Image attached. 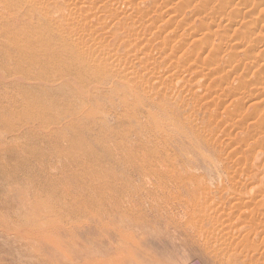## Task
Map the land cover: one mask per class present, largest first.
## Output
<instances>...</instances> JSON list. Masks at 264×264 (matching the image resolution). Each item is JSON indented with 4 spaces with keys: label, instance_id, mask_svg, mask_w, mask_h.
Instances as JSON below:
<instances>
[{
    "label": "rangeland",
    "instance_id": "rangeland-1",
    "mask_svg": "<svg viewBox=\"0 0 264 264\" xmlns=\"http://www.w3.org/2000/svg\"><path fill=\"white\" fill-rule=\"evenodd\" d=\"M52 1V21L35 10L32 20L71 23ZM60 1L105 31L98 48L121 59L112 54L93 77L87 56L43 53L36 64L0 37V264H264V0ZM6 28L20 31L16 40L39 36ZM51 30L59 50L83 38ZM151 157L170 172L162 180L144 176ZM158 183L171 210L149 204ZM203 184L220 191L215 216L238 222L240 256L203 239L226 230L195 223Z\"/></svg>",
    "mask_w": 264,
    "mask_h": 264
},
{
    "label": "bare ground",
    "instance_id": "bare-ground-1",
    "mask_svg": "<svg viewBox=\"0 0 264 264\" xmlns=\"http://www.w3.org/2000/svg\"><path fill=\"white\" fill-rule=\"evenodd\" d=\"M52 1V0H51ZM50 1V2H51ZM60 1V0H59ZM59 1H55V7H53L54 9H56V11L58 12V13H60V14H62L63 16H64V19L68 16L69 17V19H72V22L70 23V22H67V23H64V21H59V22H57V20H56V22H52V23H56V25H54V27H53V25H49L50 26V28L48 27L47 29H45V23L43 24V22L42 21H33L32 20V17H33V15H32V12H34V10L35 11H38V13H39V15H40V17L41 16H44L45 18H48L50 21H52V18H51V16H50V13L52 12V9H51V5H50V2L49 3H47L46 1H44V0H0V7L2 6V7H4V9H7L8 10V12H9V14H8V16H9V19L8 20H6V18L8 17H2L3 16V13H2V11H0V37L2 36V35H4V37L6 38V42L9 44V46H11L13 49H19V50H21V51H23L26 55H28L29 57H31L32 58V60H33V62L34 63H36V64H40L41 62H42V58H41V54H43V53H45V55H46V57L49 59V61H51L52 59H55L56 57L57 58H62V57H64V56H73V60H82V56H83V58H84V56H87L86 58V61H82V62H84L83 64H82V69H83V71H85V72H87L90 76H93V77H96L98 74L100 75V73H102V72H100L101 71V67H107V66H111V62L113 61V59L111 60V55L115 52H113L112 54L110 53V52H105V51H102V49H100V48H98L99 46L100 47H102V46H104V39H105V31L104 32H101V30H99V28L98 29H96V28H92V26L91 27H89L90 25H87L86 24V22H87V17L85 16V15H81V14H78L77 12V14H73L72 13V10L69 12V15H67V13H65V11H62L63 9L60 7V8H58V2ZM72 2H73V0H71ZM79 1V0H78ZM104 1V0H103ZM107 1V0H106ZM111 1H113V0H111ZM115 1H118V0H115ZM122 1V0H121ZM125 1V0H124ZM52 2H54V1H52ZM61 2V1H60ZM75 2V1H74ZM80 2V1H79ZM78 3V2H77ZM110 3V2H109ZM112 3H115V2H112ZM116 3H119V1L118 2H116ZM54 4V3H53ZM63 4V3H62ZM65 4V3H64ZM111 4V3H110ZM68 5V4H67ZM74 5H76V4H74ZM17 6H20V8L19 7H17ZM77 6V5H76ZM69 7V6H68ZM73 8V7H72ZM2 9V8H1ZM0 9V10H1ZM65 9V8H64ZM70 10V9H69ZM68 10V11H69ZM79 11H81V10H79ZM56 12V13H57ZM67 12V11H66ZM20 13V14H19ZM19 15H22V16H19ZM56 16H58V14H56ZM55 16V17H56ZM66 16V17H65ZM35 18V17H34ZM40 19V18H39ZM44 19V18H43ZM68 19V18H67ZM55 20V19H54ZM8 23H13L15 26H17V27H20V28H26L27 29V33H32V31H35L39 36L38 37H36V38H31V36H27V38L25 39V40H16L17 38H18V32H20L19 30H17V29H12V28H6V25L8 24ZM47 23H49L48 21H47ZM51 22L49 23V24H52ZM95 26V25H94ZM105 27V26H104ZM51 28H54L55 30H56V32H57V34L60 36L61 34L63 35V36H66V35H69V36H73V35H77V34H80V33H82V36H83V40L81 39V37H80V42H78L77 44H76V46H74V43H73V46H74V48H72V47H70V46H67V42H66V40L65 39H63L62 41H60V44H64V45H62L60 48H61V50H59V46H55L54 44H51V43H48V41H49V39L51 38V36H50V38L48 37V35L46 34V32H49V34L51 33V34H56L55 32H53L52 30H51ZM103 31V30H102ZM105 33V34H104ZM61 35V37H63ZM85 36H88V37H85ZM58 37V36H57ZM4 38V39H5ZM64 38V37H63ZM68 39V38H67ZM107 39V38H106ZM55 40V39H54ZM5 41V40H4ZM72 41V40H71ZM73 41H74V38H73ZM69 43V42H68ZM69 45V44H68ZM105 47V46H104ZM95 49L96 50H98V54L97 55H94L93 54V51H95ZM105 49V48H104ZM108 49H109V46H108ZM111 50V49H110ZM107 51H109V50H107ZM111 51H113V49L111 50ZM97 53V52H96ZM117 55H118V53H117ZM134 55V54H133ZM113 56H114V54H113ZM118 57V56H117ZM114 61H115V63L117 62V61H120V60H118V59H121L120 57L119 58H116L115 56H114ZM136 58V57H135ZM146 58V57H145ZM85 59V58H84ZM83 59V60H84ZM130 59V58H129ZM137 59V58H136ZM126 60V59H125ZM124 60V61H125ZM72 61V60H71ZM110 62L108 65H107V62ZM122 61V60H121ZM126 61H128V59L126 60ZM130 61H131V59H130ZM129 61V63H132V61L130 62ZM139 61V60H138ZM146 61H147V59H146ZM140 62V61H139ZM145 62V61H144ZM115 63L113 62L112 64H114L113 66H115ZM120 63V62H119ZM118 63V64H119ZM122 63V62H121ZM146 63V62H145ZM134 64V63H133ZM132 64V65H133ZM143 64V63H142ZM147 65H148V63H146ZM122 65L124 66L125 64H123L122 63ZM130 65V64H129ZM147 65L145 66V65H143V66H145V67H147ZM41 66V65H40ZM72 66V65H71ZM116 66H118V65H116ZM115 66V67H116ZM122 66V67H123ZM126 66H128V64L126 65ZM125 66V67H126ZM140 66H142V65H140ZM142 66V67H143ZM150 66V65H149ZM67 67H69L68 65L67 66H65L64 67V69H63V71H65L66 69H67ZM112 67V66H111ZM118 67H120V66H118ZM121 67V68H122ZM124 67V68H125ZM132 67L133 66H131V69H132ZM144 67V68H145ZM117 68V67H116ZM121 68H120V70H121ZM127 68V67H126ZM126 68H125V70H126ZM148 68V67H147ZM107 69H108V67H107ZM110 69H114L115 70V68H110ZM117 69H119V68H117ZM116 69V70H117ZM123 69V68H122ZM130 69V70H131ZM134 69V68H133ZM143 69V68H142ZM48 69H46L45 67H44V71L46 72ZM79 70H81V69H79ZM113 70V71H114ZM116 70H115V72H116ZM124 70V71H125ZM127 70H129L128 68H127ZM127 70L125 71L126 73H127ZM148 70V69H147ZM106 71V70H105ZM105 71H104V73H105ZM110 71H112V70H110ZM132 71H134V73L136 74L137 72H135V69L134 70H132ZM100 72V73H99ZM125 72H124V74H125ZM150 72H152V71H150ZM39 73H41V72H39ZM108 73V72H107ZM117 73H118V70H117ZM116 73V74H117ZM121 73V72H120ZM130 73V72H129ZM149 72H147V74H148ZM156 73H157V71H156ZM119 74V73H118ZM130 74H133V72H131ZM140 74V73H139ZM161 74V73H160ZM98 75V76H99ZM104 75V74H103ZM106 75V74H105ZM126 75H128V74H126ZM137 75V74H136ZM142 75V74H141ZM154 75H155V72H154ZM154 75H153V77H154ZM157 75V74H156ZM155 75V76H156ZM116 76V75H115ZM133 76V75H132ZM138 76V75H137ZM121 77H122V75H121ZM141 77V76H140ZM143 77V76H142ZM157 77V76H156ZM155 77V78H156ZM102 78V77H101ZM134 78V77H133ZM132 78V79H133ZM88 79H89V77H88ZM119 79V78H118ZM121 79V78H120ZM123 79V78H122ZM131 79V80H132ZM135 79V78H134ZM134 79H133V81L132 82H134ZM151 79V78H150ZM160 79H162V77L160 78ZM158 80V81H161V80ZM4 80V79H3ZM19 79H16V81H18ZM119 81V80H118ZM121 81V80H120ZM126 81H128V83H130L129 82V80H128V78H127V80ZM135 81H136V79H135ZM139 81V80H138ZM4 82V81H3ZM41 82H42V80H41ZM157 82V81H156ZM162 82V81H161ZM161 82H159V83H161ZM164 82V81H163ZM165 82H168V81H165ZM9 83V82H8ZM15 83H18V82H15ZM20 83V82H19ZM135 84V83H134ZM162 84V83H161ZM67 85V84H66ZM133 85V84H132ZM22 87H24L23 85H22ZM42 87V86H41ZM45 87H47V86H45ZM145 87V86H144ZM48 88H51L52 89V87H48ZM117 90V89H116ZM118 90H119V88H118ZM117 90V91H118ZM143 90H144V88H143ZM147 90V89H146ZM145 90V94L147 93V91ZM19 91H21V89L19 88ZM125 91V90H124ZM129 91V90H128ZM161 91V90H160ZM132 92V91H131ZM135 92H136V90H135ZM130 93V92H129ZM156 93H158L157 91H156ZM163 93V92H162ZM148 94V93H147ZM155 94V93H154ZM137 95V94H136ZM136 95L134 94V96L136 97ZM149 95V94H148ZM150 95H152L153 96V94H151V92H150ZM158 95V94H157ZM161 95H163V94H161ZM123 96V95H122ZM127 96H129V95H127ZM164 96V95H163ZM151 97V96H150ZM155 97V96H154ZM131 98H133V97H131ZM135 99V98H134ZM133 100V99H132ZM135 100H137V99H135ZM142 100V99H141ZM158 100V99H157ZM128 102V101H127ZM138 102H139V100H138ZM137 102V103H138ZM154 102V101H153ZM130 103V102H129ZM142 103V102H141ZM133 104V103H132ZM161 104H163V103H161ZM46 105V104H45ZM45 105H43V107L44 108H46L45 107ZM48 105V104H47ZM55 105V104H54ZM53 105V106H54ZM134 105V104H133ZM49 106V105H48ZM50 106H51V104H50ZM56 106V105H55ZM164 106V105H163ZM52 107V106H51ZM137 108V107H136ZM40 109H42V108H40ZM44 110H46V109H44ZM147 110V109H146ZM168 110V109H167ZM169 116H170V114H169ZM173 120V119H172ZM123 121V120H122ZM154 122H156L155 121V118H154ZM157 124V123H156ZM153 128V127H152ZM152 128H150V126H149V129L151 130ZM162 128H163V126H162ZM159 129V128H158ZM149 130V131H150ZM166 131V130H165ZM46 132V131H45ZM157 133V132H156ZM160 134H162V133H160ZM157 136H159V135H157ZM164 136V135H163ZM157 138V137H156ZM163 138V137H162ZM158 141V140H157ZM161 141V140H160ZM152 144V143H151ZM145 146H146V144H145ZM156 152V151H155ZM163 153V152H162ZM161 154V153H160ZM163 157V156H162ZM163 159V158H162ZM1 160V159H0ZM144 161V160H143ZM165 162L164 161H162V160H160V158L158 157L157 159H152V157H151V159H148V166L150 165V164H156V168L155 169H152L151 171H150V173H149V171H146L145 170V173H144V176L146 177V176H150V175H153V174H155L156 175V177L157 178H160L161 180H162V176H164V174H167L168 173V175H169V173L170 172H168V171H166V170H168V169H165L164 167H165V164H164ZM146 168V167H145ZM169 168V167H168ZM176 168V167H175ZM174 168V169H175ZM148 170H149V168H148ZM170 171V170H169ZM173 172V171H172ZM177 173V172H176ZM175 173V174H176ZM141 174V173H140ZM172 174V173H171ZM174 174V173H173ZM181 174V173H180ZM179 175V174H178ZM183 175V174H182ZM177 176V175H176ZM181 176V175H180ZM155 177V176H154ZM178 177V176H177ZM171 178H172V176H171ZM143 179H144V177H143ZM177 179H179L180 180V178H177ZM145 180V179H144ZM155 180V179H154ZM180 182V181H179ZM192 182V181H191ZM186 183V182H185ZM176 184V183H175ZM153 185V184H152ZM187 185H189V184H187ZM186 185V186H187ZM237 185V184H236ZM178 186H179V184H178ZM204 186V184L203 185H200V186H198V188H197V190H196V192H195V194H194V196H196V200H198V201H196V203L197 204H190V205H193V206H196L197 207V205H198V207L200 208V210H198V213H200L201 212V217L200 218H198L197 220H195V221H197V222H195V221H193V220H191L189 217H188V219L186 220L187 222H189V223H191V222H195V223H199V222H204V220H207V219H211L212 221H214L215 223H214V225L215 224H217L218 226H221L220 227V229H226L224 232H219V231H216L215 233H214V235L213 236H211V237H206V238H203V239H207V238H209V240L210 239H213V241L214 242H219V243H221V244H224V246L225 245H229L230 246V249L232 248V246L234 247V249L236 250V248L239 246L238 245V240L237 239H235V231L233 232L232 231V228H233V226H238L239 224H236V223H238V222H231L230 220V218L228 217V218H226V220H229L230 222H228V221H225L224 219H222V217H221V215H218V216H215L216 215V212L219 210V208L218 207H215L214 206V202L213 201H215L216 200V198H215V196L217 195V192H220L219 191V189L217 188V190H216V192H215V190H213V188H212V186H205V187H203ZM183 187H185V186H183ZM158 188H159V190L157 191L158 192V196L156 197V199H155V197L153 198V197H151V195H150V192H152V191H148V193H146L147 194V196H148V198L149 197H151L152 198V201H150V205L153 207V208H156L157 207V209H159V211H161L162 209H164L165 208V206L164 205H166V207H168L170 210H171V208H170V203H169V201L165 198L166 196H165V193H164V190L162 189H160L161 188V184L160 183H158ZM181 188V187H180ZM194 188V187H193ZM192 188V189H193ZM165 189V188H164ZM185 189H187L188 190V192L190 193V194H192V190L191 189H188V188H186L185 187ZM253 189V188H252ZM252 189L250 190L251 192L250 193H253V191H252ZM226 190V189H225ZM169 191H171V190H169ZM230 191V190H229ZM167 192V191H166ZM232 192V191H231ZM255 192V191H254ZM162 193H163V195H162ZM169 193V192H168ZM234 192H232V194H233ZM231 194V193H230ZM235 194V193H234ZM64 195V194H63ZM153 195V194H152ZM169 195H170V199H177V197L178 196H176L175 194H172V192H170L169 193ZM232 196V195H231ZM233 197V196H232ZM232 197H231V199L230 200H234V199H232ZM240 197H242V196H240ZM148 198H146L147 199V201H148ZM234 198V197H233ZM251 198V197H250ZM193 199H195V198H193ZM199 199H202L203 201H199ZM237 199H238V197H237ZM240 199V198H239ZM238 199V200H239ZM237 200V201H238ZM260 200V199H259ZM190 201V200H189ZM194 201V200H193ZM192 202V201H191ZM243 202L244 201H242L241 200V203L243 204ZM248 202V201H247ZM249 202H250V200H249ZM256 202V201H255ZM161 203H164V205L163 206H161ZM174 203V202H173ZM187 203H188V201H187ZM194 203V202H193ZM206 203H207V205H206ZM254 203V202H253ZM175 204H176V202H175ZM234 204V203H233ZM232 204V205H233ZM236 204H238V202L236 203ZM236 204H235V206H236ZM240 204V203H239ZM241 204V205H242ZM244 204H246V203H244ZM249 204H251V203H247V206L248 207H250L249 206ZM234 206V205H233ZM243 206V205H242ZM246 206V207H247ZM150 207V206H149ZM237 207V206H236ZM240 207V206H239ZM238 207V208H239ZM210 208H211V210H210ZM241 208V210H242V207H240ZM251 208V207H250ZM253 208V207H252ZM150 210H151V208H150ZM173 210V209H172ZM248 210H250V209H248ZM247 210V211H248ZM253 210H255V209H253ZM165 211H167V210H165ZM164 211V212H165ZM207 211L208 212H210V211H213V212H211V213H213V214H209V213H207ZM246 210L244 209V212H245ZM186 212V211H185ZM225 212V211H224ZM251 212V211H250ZM153 213V212H152ZM159 213V212H158ZM161 213V212H160ZM159 213V214H160ZM166 214H167V212H165ZM197 212L195 211V214H196ZM240 213L241 214H243L241 211H240ZM255 213V212H254ZM254 213H253V215H254ZM186 214L188 215V213L186 212ZM198 215V214H197ZM203 216V217H202ZM155 217V216H154ZM165 217V216H164ZM167 217V216H166ZM172 218V216H170L169 215V221H173L174 220V217L175 216H173V218ZM239 217H241V216H239ZM202 218H204L203 219V221H202ZM35 219H36V217H35ZM159 219V218H158ZM153 220V219H152ZM180 220V219H179ZM24 221V220H23ZM175 222V220L173 221V223ZM182 222V221H181ZM187 222H185V225L187 226ZM183 223V222H182ZM194 223V224H195ZM200 224V223H199ZM213 225V224H212ZM195 226H197V224H195ZM201 227V226H200ZM214 227V226H213ZM41 228H43V227H41ZM215 228V227H214ZM20 229V228H19ZM45 229V228H44ZM24 230V229H23ZM180 230V229H179ZM201 230V229H200ZM16 231V230H15ZM24 231H26V230H24ZM24 231H22V234L24 233ZM176 231V230H175ZM236 231H238V235H240L241 236V234H239V231L241 232V229H239V230H236ZM14 232V231H13ZM18 232H20L21 233V231L19 230ZM41 232V230L39 229V233ZM180 231H178V233H179ZM201 232V231H200ZM25 233H28V232H25ZM42 233V232H41ZM40 233V234H41ZM192 233V232H191ZM28 234H30V232L28 233ZM31 234H33V233H31ZM39 234V235H40ZM25 235V234H24ZM36 235V234H35ZM159 235V234H158ZM185 235H186V233H185ZM203 235V234H202ZM205 235V234H204ZM26 236V235H25ZM240 236H238V237H240ZM189 237V236H188ZM204 237V236H203ZM237 237V238H238ZM33 238H35V237H33ZM37 238V237H36ZM189 239H190V237H189ZM188 239V240H189ZM202 239V240H203ZM208 240V239H207ZM237 240V241H236ZM212 241V240H211ZM240 242V241H239ZM209 243V242H208ZM213 244V243H212ZM218 244V243H217ZM241 245V244H240ZM223 246V245H222ZM228 246V247H229ZM218 247V246H217ZM226 248L225 247V249H229V248ZM223 248V247H222ZM239 248V247H238ZM212 249V248H211ZM219 249V248H218ZM224 249V248H223ZM223 249H221V250H223ZM229 249V250H230ZM241 250H242V248H240ZM239 249V250H240ZM233 250V249H232ZM234 250V251H235ZM240 250V251H241ZM226 251H228V250H225V252ZM234 251H232L231 252V250L229 251V252H231V253H229L227 256V258H230L232 255H234V257H237V256H240V251H238V250H236V251H238V252H234ZM246 251V250H245ZM253 251H255V250H253ZM223 253V252H220V253H223V254H226V253ZM242 253V252H241ZM248 253H249V251H248ZM254 253V252H253ZM243 254H244V252H243ZM247 255V254H246ZM245 255V256H246ZM225 257V256H224Z\"/></svg>",
    "mask_w": 264,
    "mask_h": 264
}]
</instances>
